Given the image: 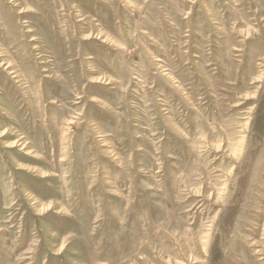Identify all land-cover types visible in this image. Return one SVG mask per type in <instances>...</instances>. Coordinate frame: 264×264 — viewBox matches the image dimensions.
Masks as SVG:
<instances>
[{"label":"rangeland","instance_id":"rangeland-1","mask_svg":"<svg viewBox=\"0 0 264 264\" xmlns=\"http://www.w3.org/2000/svg\"><path fill=\"white\" fill-rule=\"evenodd\" d=\"M0 264H264V0H0Z\"/></svg>","mask_w":264,"mask_h":264}]
</instances>
